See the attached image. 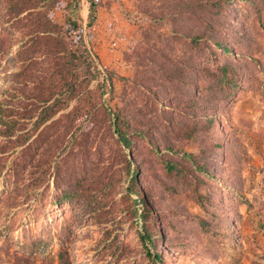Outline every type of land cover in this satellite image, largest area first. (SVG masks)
<instances>
[{
  "label": "trees",
  "instance_id": "16d2710c",
  "mask_svg": "<svg viewBox=\"0 0 264 264\" xmlns=\"http://www.w3.org/2000/svg\"><path fill=\"white\" fill-rule=\"evenodd\" d=\"M57 2L5 0L8 28L0 30V58L7 53L9 35L16 29L19 34L15 53L19 66L5 92L14 84L33 87L27 94L33 101L23 105L20 101L17 112L9 107L11 101L0 100V136L7 139L1 152L20 149L11 166L13 174L30 170L22 202L36 195L35 188L53 169L57 192L52 207L59 211L80 198L98 214L103 212L101 202L107 188H115L122 177L129 178L124 213L140 223L138 236L151 246V251L146 248L148 262L213 264L217 256L213 237H227L228 243H237L233 217L225 207L220 209L215 190L228 197L229 192L217 182L226 186L235 183L232 167L245 153L243 130L238 122L232 124L228 119L236 101L249 91L260 90V77L264 76V0H140L142 12L159 25L171 24L174 39L185 44L176 54L168 47L155 52L151 45L150 54L156 58L146 49L126 54L125 58L137 65V83L151 107L134 102L132 91L125 89L120 101L109 106L116 96L113 79L121 81L123 87L128 86V79L116 71L98 69L73 15L81 9L82 0L68 1L63 24L52 19L50 12ZM87 2L88 29L94 25L98 2ZM143 62L148 63L144 72ZM72 102V111L47 124ZM69 117L72 119L66 120ZM106 117L116 144L123 150L119 154V177L113 169L107 170V178L100 175L108 167L101 166L97 151H87L84 157H78L76 151L82 139L91 134L92 125ZM76 118L85 122L83 133L81 126L75 128ZM151 118L153 123L148 120ZM158 124L163 132L156 129ZM141 142L157 161L140 156ZM4 167L5 160L0 162V174ZM192 203L198 213L189 209ZM186 221L191 222L188 228H184ZM59 226L66 229L68 224L63 221ZM44 234L36 243L23 246L24 262L51 251L58 237L51 226L44 228ZM184 236L187 241L180 240ZM64 260L66 251L61 246L44 262L60 264Z\"/></svg>",
  "mask_w": 264,
  "mask_h": 264
},
{
  "label": "rangeland",
  "instance_id": "374dc122",
  "mask_svg": "<svg viewBox=\"0 0 264 264\" xmlns=\"http://www.w3.org/2000/svg\"><path fill=\"white\" fill-rule=\"evenodd\" d=\"M68 1L58 0V5L50 10L52 19L58 24L64 22V11L67 9ZM97 2L96 19L92 28H86L89 6L87 0H82L81 9L73 15L77 17L82 27L86 47L95 58L98 69L116 71L117 75L128 79L126 87H123L122 82L117 78L113 79L116 96L109 106L113 107L120 101L123 97L120 94L125 89L132 91L134 102H139L143 107H151L147 95L142 93L137 83V65L133 60H128V57L125 58L126 54L141 52L144 49L150 54L151 45L155 46V52L168 47L173 54H176L185 47V44L180 39H174L171 24L159 25L153 22L147 13L142 12L140 0H97ZM5 4V0H0V30L8 28V24H5L7 14ZM71 10L73 11V7ZM17 33V29L14 35L9 32L12 36L9 35L7 53L0 58V100L11 101L9 107H13L15 112L21 104H29L33 101L32 98H27V94L33 90L29 83L26 84V88L22 84H14L10 91L5 92L9 88L11 75L19 66L15 58L18 48L16 41L19 37ZM146 39H148L147 44ZM150 55L156 58L155 54ZM146 65L147 62L141 64L143 72L146 71ZM96 83L95 81L94 86ZM259 86L260 90L257 93L249 91L246 97L233 104L231 118L228 119L232 124L238 122L239 127L242 128L241 140L245 145V153L235 159L232 167L235 170V183L226 186L220 181L217 182L222 190L229 192L228 197L222 195L221 190L216 189L215 199L220 203V209L225 207L228 209L227 213L233 217L236 226L234 240L237 243L236 245L228 243L227 237L226 239L213 237L215 242L212 243L217 250L213 264H264V76L262 75ZM136 93L141 95H135ZM105 98L106 95L102 97L103 100ZM73 108L74 102L67 110L57 113L47 124L59 119L61 114L72 111ZM71 119L72 117H69L66 120ZM148 120L153 123L152 118ZM31 124L32 121L27 127L30 128ZM74 125L75 128L81 126L82 133L85 130L83 129L85 122L81 118H76ZM156 129L159 132L164 131L161 124H158ZM157 130L154 131L159 135ZM90 131L89 137L83 136L78 144L76 149L79 152L78 157H84L83 154L87 151H97L101 166L108 167L104 169L106 172L101 171L100 175L107 178L106 174H110L107 170L113 169L119 177L122 173L119 154L123 150L116 144V135L113 134L110 120L107 117L103 118L98 125H92ZM81 132H78V136ZM34 137L35 135L31 140ZM5 140L7 139L0 136V162L5 160V167L0 174V264H46L44 260L47 256H52L61 246L66 251L67 261L64 260L60 264H150L146 256V248L151 251V246L147 240L143 244L138 236L140 223L134 222L128 212L124 213L123 200L129 178L125 180L122 177L115 184V188H107V193L103 195L101 202L103 212L98 214L91 212L84 205V201L76 197L74 201L66 203L62 210L57 211V207H52L50 203L57 192L53 169L46 175L47 180L39 188H35L36 195L24 203L22 202L23 185H27L29 181L30 170L28 173L17 171L13 174L11 166L20 149L1 152L6 144ZM138 145L141 157L145 156L149 157L150 161H157L155 155L149 152L146 143L141 142ZM9 171L11 175H7ZM7 179L10 180L6 182ZM190 198L192 199L191 195ZM189 209L192 213L199 212L193 203ZM63 221L68 224L66 229L59 226V222ZM184 225V228H188L191 222L186 221ZM47 226H51L52 231L56 233L55 237H58L53 240L51 251L47 254L39 252L38 259L24 262L26 253L23 246L32 245L43 238L44 228ZM184 239L188 240L185 236L180 240ZM190 241L199 244V241L193 238ZM54 264H57V261Z\"/></svg>",
  "mask_w": 264,
  "mask_h": 264
}]
</instances>
